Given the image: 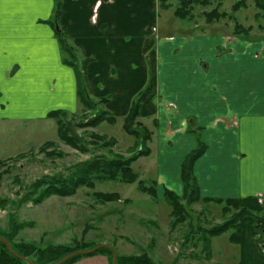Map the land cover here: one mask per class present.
<instances>
[{
  "label": "crops",
  "instance_id": "crops-1",
  "mask_svg": "<svg viewBox=\"0 0 264 264\" xmlns=\"http://www.w3.org/2000/svg\"><path fill=\"white\" fill-rule=\"evenodd\" d=\"M159 15L158 0H44L27 14L4 5L0 120L78 111L75 70L56 33L62 30L77 56L91 59L89 95L106 98L102 107L116 119L151 85L137 120L151 131L146 146L161 198L164 189L181 194V162L200 138L205 150L192 168L200 196L238 199L251 212L239 221L238 264H264V39L160 34Z\"/></svg>",
  "mask_w": 264,
  "mask_h": 264
},
{
  "label": "rangeland",
  "instance_id": "rangeland-1",
  "mask_svg": "<svg viewBox=\"0 0 264 264\" xmlns=\"http://www.w3.org/2000/svg\"><path fill=\"white\" fill-rule=\"evenodd\" d=\"M236 1L223 0L218 11L225 16L208 23L205 13L214 9L217 1L193 5L191 15L180 19L173 14L178 0H170L171 7L160 8V34L168 31L179 35L180 30H191L264 39V10L256 6L255 0H244L246 5L233 12L232 5ZM235 19L251 29L249 34L234 33ZM77 61L81 68L82 59L77 56ZM84 78L87 83L86 74ZM89 98L93 102L92 108L84 109L80 104L76 113L62 117L81 136L86 152H80L58 138L54 119L0 120V160L4 162L0 165V236L14 232L11 224L18 223L21 226L17 234H11L12 242L33 244L37 249L61 244L76 251L107 243L116 249L117 255L145 254L154 264H238L240 246L229 242L235 227L211 238L210 258L206 257L201 240L204 230L229 219L237 209L231 206L228 213H224L222 206L213 201L186 205L181 200L186 212L184 220L173 223L171 208L160 196L162 189L154 183L155 173L150 172L154 153L139 157L131 167L147 187L155 184L157 198L139 191L136 183L114 180L98 181L92 189L80 187L72 195H50L37 204L33 202L37 194L25 197L30 184L43 176L67 174L73 164L93 156L120 154L129 157L133 153L128 149L134 138L122 129L121 117L113 124L103 121L96 127L86 125L97 109H103L99 99H92L90 95ZM93 135H104L105 140L113 137L116 144L107 147L102 144L104 140ZM46 141H53L54 145L40 151L39 146ZM59 152L62 154L58 155ZM94 191L117 192L120 198L105 202L96 197ZM103 253L83 255L68 264H110L109 257ZM248 260L251 261V257Z\"/></svg>",
  "mask_w": 264,
  "mask_h": 264
},
{
  "label": "trees",
  "instance_id": "trees-1",
  "mask_svg": "<svg viewBox=\"0 0 264 264\" xmlns=\"http://www.w3.org/2000/svg\"><path fill=\"white\" fill-rule=\"evenodd\" d=\"M159 7L166 9L171 7L170 0H158ZM211 1H217V6L211 11L205 13L206 20L208 23L216 22L221 17L225 16V13L218 11V5L223 0H178L177 6L174 8V16L184 19L187 15H191V8L193 5H209ZM256 6L260 10H264V0H255ZM57 2L56 13L58 14ZM244 0H238L232 5V11L235 12L239 8L245 6ZM230 18L234 19L233 15H229ZM234 21V33L249 34L250 28H245L241 25L237 19ZM57 37L64 53V62L72 66L75 70L76 81H77V96L80 104L84 109H90L93 106L92 100L89 98L87 83L83 76L86 72V65L90 61V58L82 59L81 68H79V63L77 61V54L75 48L67 42V38L62 30H57ZM81 69V70H80ZM83 75V76H82ZM82 76V77H81ZM83 81H82V79ZM151 92V85L148 83L147 86L141 90L132 100L131 105L127 114L123 117L122 129L130 134L134 138L132 146L128 149L133 153L129 157H123L120 154L111 155V157L98 155L92 158L73 164L68 168V173L64 175H47L39 178L32 182L29 186V191L26 192L25 197H31L33 194H37V197L33 199L35 204L40 203L45 197L50 195H60L67 196L72 195L80 187L94 188L95 183L104 180H114L123 183H136V187L139 191L150 195L153 198H157V189L155 184L146 186L144 180L139 179L138 175L133 171L131 163L141 156H146L149 154V148L146 146L147 141L151 137V131L144 126L141 122L137 120L139 116V110L141 103L146 99V97ZM102 103L107 101L106 98L100 99ZM95 111V110H94ZM67 114L63 110H53L47 113V117L55 120L57 127L58 138L65 144L71 146L72 148L80 151L86 152L87 147L81 138L75 131H73L66 121L62 120ZM106 121L107 123L113 124L116 121L115 116H113L109 111L105 109H97L93 116L86 123L88 126L96 127L101 122ZM94 138L98 140H104L103 145L107 147H112L116 144V139L113 137L106 138L104 135H93ZM53 141H46L39 146V150L43 151L46 147L53 146ZM134 148L136 151L134 152ZM205 144L200 138H197V145L194 149L189 151L183 158L180 165V178L182 182V192L180 195L175 194L169 189H164L162 198L171 208V216L173 217V223L180 222L184 220L185 209L181 203L184 200L186 205L192 204L198 201L210 202L213 201L222 206V211L228 213V210L232 206L237 209L236 213L229 219L223 221L220 224L214 225L209 229L203 231V236L201 238L203 243V251L207 258L211 256L210 250V240L212 237L219 236L224 232L230 231L232 227L234 232L229 235L230 243L239 242V221L243 216L251 214V212L242 206L238 199H221L217 197H201L199 194V188L196 179L193 175V163L194 161L204 152ZM61 155L62 153H57ZM20 156V155H17ZM4 162L0 160V165ZM155 183V182H154ZM94 195L105 202L119 200V194L117 192H101L94 191ZM16 225V226H15ZM18 223L11 224L12 229L15 231L11 234H17L19 230ZM2 235L5 237L11 248L17 252L20 256L26 257L33 261L35 264H51L59 261L67 254L73 252L74 250H68L67 245H48L43 248H35L33 244L25 243H13L12 235ZM95 246V245H93ZM87 247L88 249L92 248ZM78 248V246H76ZM86 248V247H85ZM86 248V249H87ZM104 252L107 257H109V263H112L113 251L110 248L102 247L95 251V253ZM94 252L88 255L95 254ZM83 255H77L70 258L63 264H68L69 262L77 259ZM87 256V255H86ZM0 264H27L24 261L17 258L15 255L10 253L6 245L0 242ZM116 264H154L150 258L145 254L138 256L130 255H117Z\"/></svg>",
  "mask_w": 264,
  "mask_h": 264
},
{
  "label": "water",
  "instance_id": "water-1",
  "mask_svg": "<svg viewBox=\"0 0 264 264\" xmlns=\"http://www.w3.org/2000/svg\"><path fill=\"white\" fill-rule=\"evenodd\" d=\"M0 242L4 243L8 249V251L10 253H12L13 255H15L17 258H19L20 260L28 263V264H35L33 261H31L30 259L20 256L17 252H15L12 248L11 245L9 243V241L5 238L0 236ZM102 247H107L110 248L113 251V256H112V263L111 264H116V258H117V251L115 248L111 247L110 245H108L107 243H100L98 245H95L94 247L90 248V249H86V250H76L73 251L69 254H67L66 256H64L62 259H60L59 261L55 262V263H51V264H63L66 261H68L70 258L77 256V255H87V254H91L95 251H97L98 249L102 248Z\"/></svg>",
  "mask_w": 264,
  "mask_h": 264
},
{
  "label": "snow or ice",
  "instance_id": "snow-or-ice-1",
  "mask_svg": "<svg viewBox=\"0 0 264 264\" xmlns=\"http://www.w3.org/2000/svg\"><path fill=\"white\" fill-rule=\"evenodd\" d=\"M43 2L44 0H0V8L8 5L19 12L27 14L38 8Z\"/></svg>",
  "mask_w": 264,
  "mask_h": 264
}]
</instances>
